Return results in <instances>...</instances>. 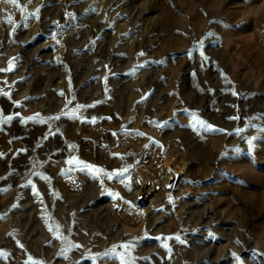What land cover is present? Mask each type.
I'll use <instances>...</instances> for the list:
<instances>
[{"label":"rangeland","instance_id":"obj_1","mask_svg":"<svg viewBox=\"0 0 264 264\" xmlns=\"http://www.w3.org/2000/svg\"><path fill=\"white\" fill-rule=\"evenodd\" d=\"M19 3L0 264H264V0Z\"/></svg>","mask_w":264,"mask_h":264},{"label":"snow or ice","instance_id":"obj_2","mask_svg":"<svg viewBox=\"0 0 264 264\" xmlns=\"http://www.w3.org/2000/svg\"><path fill=\"white\" fill-rule=\"evenodd\" d=\"M28 2L31 3V0H28ZM0 3H6V4L11 5V6L15 7V8H18L20 11H25L26 10L19 3V0H0ZM29 15L35 17L37 15V13H29ZM7 22L8 23H12L13 22L11 15H9L7 17ZM141 55H143V53H141ZM205 59H207V58L205 57ZM0 71H3V70H0ZM5 95H7V94H5ZM80 107H83V106H80ZM37 115H39V114H37ZM11 119H12V117L8 116V117L4 118V122L10 121ZM29 119H34V117H30ZM55 119H59V117H55ZM41 122L43 123L44 121H41ZM91 122L95 123V120L93 119ZM199 124L201 125V127H205L206 130L207 129H211V127H212L211 125L205 126L203 121H199ZM68 163L73 164V163H83V162H77V161H74V160H70V161H68ZM84 168L91 170L93 168V166L85 164ZM96 171H101V170L100 169H96ZM127 171H128V169L125 168L122 171L108 173L107 175H108L109 179H112L113 176H122ZM44 179H48V177H44ZM129 179H130V177H129ZM176 239L179 240V237H176ZM21 247H23V246L21 245ZM75 247H80V245H75ZM121 247H123L124 249H128L130 246L129 245H122ZM165 247H167V245H165ZM113 251H115V249H113ZM62 254H64V253H62ZM105 255H108V253H105ZM0 256H3V253H0ZM29 259L31 260V257ZM34 264H35V262H34Z\"/></svg>","mask_w":264,"mask_h":264},{"label":"bare ground","instance_id":"obj_3","mask_svg":"<svg viewBox=\"0 0 264 264\" xmlns=\"http://www.w3.org/2000/svg\"><path fill=\"white\" fill-rule=\"evenodd\" d=\"M143 183V187L141 186V189H140V192L143 193L141 195H146V194H149L150 192L149 191H146V184H147V179H145L144 181H142ZM145 191H146V194H145Z\"/></svg>","mask_w":264,"mask_h":264}]
</instances>
